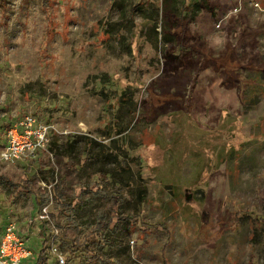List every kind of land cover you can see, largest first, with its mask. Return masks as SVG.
<instances>
[{
    "label": "rangeland",
    "instance_id": "obj_1",
    "mask_svg": "<svg viewBox=\"0 0 264 264\" xmlns=\"http://www.w3.org/2000/svg\"><path fill=\"white\" fill-rule=\"evenodd\" d=\"M27 113L57 132L5 162ZM116 188L126 264H264V0H0V223L86 264L57 224L91 245Z\"/></svg>",
    "mask_w": 264,
    "mask_h": 264
},
{
    "label": "trees",
    "instance_id": "obj_2",
    "mask_svg": "<svg viewBox=\"0 0 264 264\" xmlns=\"http://www.w3.org/2000/svg\"><path fill=\"white\" fill-rule=\"evenodd\" d=\"M88 155V154H87ZM69 164H65V168L68 169ZM99 178L97 179V184L104 185L108 183V179L104 173L98 174ZM65 177H62L58 180L56 186L57 189L61 190V193H58L55 198L61 202L60 207H64V189L65 186ZM101 182V184H100ZM32 193V190H30ZM85 193L95 194L97 196H103L105 193L102 189H82V192L79 193L76 197H72V200L77 198V207L80 209H84L91 203L89 198H86ZM45 195V193H43ZM111 201V207L109 208L108 215H97L94 218L96 221V229H92L89 233H87L86 237L90 238L92 235L97 241L90 239L91 245L87 244V239H79L78 236V224L73 220L70 224L62 226L57 224L60 231H63V235L68 238V243H70V248L75 246L77 248L80 245H83L84 251L86 253V264H126V262L119 255V249L124 242L125 238H128L129 229L128 225L131 222V218L133 217L129 212L126 211L127 208V200L123 195L121 189L116 188L113 193V196L109 197ZM65 203V202H64ZM62 210V209H61ZM40 212V209H38ZM128 224V225H127ZM71 228L73 234L69 235L65 231V228ZM93 238V237H92ZM82 240V241H81ZM96 242V243H94ZM40 245V249L38 255L36 256L33 253V263L31 264H46L45 252ZM72 249V248H71ZM103 251V253L101 251Z\"/></svg>",
    "mask_w": 264,
    "mask_h": 264
},
{
    "label": "built area",
    "instance_id": "obj_3",
    "mask_svg": "<svg viewBox=\"0 0 264 264\" xmlns=\"http://www.w3.org/2000/svg\"><path fill=\"white\" fill-rule=\"evenodd\" d=\"M55 132L53 124L42 122L32 113H27L6 130L1 158L11 164L33 161L39 153L48 149ZM39 218L48 219L46 206L41 208ZM56 234L57 230L52 240ZM26 242L27 239L13 223L0 227V264H31L33 252ZM51 251L55 255L56 264H65V257L57 250L54 242L51 243Z\"/></svg>",
    "mask_w": 264,
    "mask_h": 264
},
{
    "label": "crops",
    "instance_id": "obj_4",
    "mask_svg": "<svg viewBox=\"0 0 264 264\" xmlns=\"http://www.w3.org/2000/svg\"><path fill=\"white\" fill-rule=\"evenodd\" d=\"M3 225H5V224H1V223H0V227H2ZM32 263H33V262H32Z\"/></svg>",
    "mask_w": 264,
    "mask_h": 264
}]
</instances>
